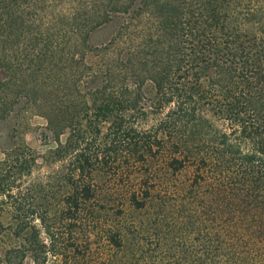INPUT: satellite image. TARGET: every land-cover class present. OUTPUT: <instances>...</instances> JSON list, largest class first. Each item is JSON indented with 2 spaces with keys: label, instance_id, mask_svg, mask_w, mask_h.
<instances>
[{
  "label": "trees",
  "instance_id": "obj_1",
  "mask_svg": "<svg viewBox=\"0 0 264 264\" xmlns=\"http://www.w3.org/2000/svg\"><path fill=\"white\" fill-rule=\"evenodd\" d=\"M240 1L0 0V118L26 107L39 108L47 118L57 137L53 154L70 164L63 220L77 221L95 197L96 173L118 174L139 158L161 155V134L175 146L165 158L167 168L177 173L195 167L194 193L222 189L264 205V28L242 26ZM257 2L264 8V0ZM116 19L111 38L91 44V34ZM147 82L153 83L158 112L167 108L155 132L128 126L144 114ZM110 118L104 133L101 125ZM197 127L213 138L189 146ZM5 154L0 228L9 206L17 222L6 226L22 242L4 250V260L22 264L40 245L56 256L58 227L36 208L30 192H15L30 165L11 164V152ZM149 197L146 191L139 199L136 190L130 196L138 207ZM36 220L50 246L39 242ZM258 222L264 236V222ZM112 239L121 245L118 233Z\"/></svg>",
  "mask_w": 264,
  "mask_h": 264
},
{
  "label": "rangeland",
  "instance_id": "obj_2",
  "mask_svg": "<svg viewBox=\"0 0 264 264\" xmlns=\"http://www.w3.org/2000/svg\"><path fill=\"white\" fill-rule=\"evenodd\" d=\"M257 1H240L242 7L237 16L248 30L264 28V8ZM119 23L116 19L96 29L90 36L91 44L106 42ZM144 90L147 96L143 101L144 114L128 126L140 132H155L167 108L158 112L152 82H147ZM112 124L113 118L103 122V132ZM68 132L61 134L62 142ZM209 132L197 127L189 135V146L209 143L213 138ZM161 135L166 141L161 155H146L145 161L139 158L141 161L134 163L135 168L125 167L127 170L118 174L96 173L95 197L87 202L77 221L63 220L64 194L70 190V185H64L70 175V164L53 154L58 143L48 129L47 118L34 107L11 110L0 118V161L5 159L7 150L11 152V164L25 160L30 165L18 177L15 192H30L36 208L46 212L50 224L58 227L57 255L36 245V250L29 251L22 264H264V236L260 235L258 222H264V205L259 203L257 207L254 196L243 201L227 196L222 189L204 187L194 193L190 184L195 167L177 173L167 168L165 158L174 154L175 146L166 135ZM135 190L139 199L146 191L150 192L143 207L131 201ZM12 215V209L6 206L1 216L4 228H0V264H8L4 250L22 242L6 226L14 220ZM35 224L40 231L39 242L50 246V238L40 221ZM113 233L119 234L121 245L114 243Z\"/></svg>",
  "mask_w": 264,
  "mask_h": 264
}]
</instances>
